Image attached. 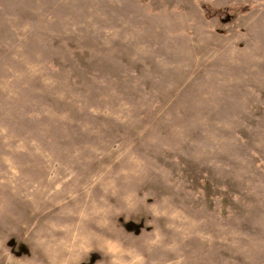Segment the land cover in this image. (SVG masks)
I'll list each match as a JSON object with an SVG mask.
<instances>
[{"label":"rangeland","instance_id":"rangeland-1","mask_svg":"<svg viewBox=\"0 0 264 264\" xmlns=\"http://www.w3.org/2000/svg\"><path fill=\"white\" fill-rule=\"evenodd\" d=\"M264 0H0V264H264Z\"/></svg>","mask_w":264,"mask_h":264},{"label":"bare ground","instance_id":"bare-ground-1","mask_svg":"<svg viewBox=\"0 0 264 264\" xmlns=\"http://www.w3.org/2000/svg\"><path fill=\"white\" fill-rule=\"evenodd\" d=\"M264 23V22H263Z\"/></svg>","mask_w":264,"mask_h":264}]
</instances>
